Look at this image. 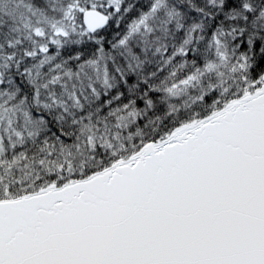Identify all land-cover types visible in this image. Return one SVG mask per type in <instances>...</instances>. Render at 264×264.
Returning <instances> with one entry per match:
<instances>
[{
    "label": "snow or ice",
    "instance_id": "1",
    "mask_svg": "<svg viewBox=\"0 0 264 264\" xmlns=\"http://www.w3.org/2000/svg\"><path fill=\"white\" fill-rule=\"evenodd\" d=\"M0 264H264V0H0Z\"/></svg>",
    "mask_w": 264,
    "mask_h": 264
}]
</instances>
